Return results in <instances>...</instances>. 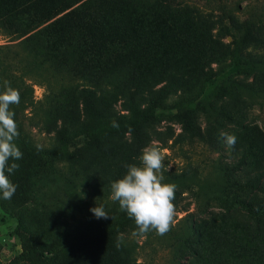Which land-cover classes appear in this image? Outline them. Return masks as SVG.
Returning a JSON list of instances; mask_svg holds the SVG:
<instances>
[{
  "label": "trees",
  "instance_id": "trees-1",
  "mask_svg": "<svg viewBox=\"0 0 264 264\" xmlns=\"http://www.w3.org/2000/svg\"><path fill=\"white\" fill-rule=\"evenodd\" d=\"M183 4V0H0V32L13 39L0 45V92L8 81L20 93V103L11 110L20 133L15 142L23 153L22 159L14 161L18 170L9 175L16 192L10 200L1 199L13 209L34 203L38 228L53 233L47 244L41 233L20 224L21 256L28 264H137L135 246L123 240L116 246L119 234L134 221L125 211L113 208L107 219L92 214L78 218L76 211L58 199L60 180L54 162L70 154L74 114L61 105L54 109L62 122L60 146L42 151L24 123L28 113L39 111L35 84L44 85L60 104L68 97L79 98L84 118L79 136L84 140L99 145L130 135L133 157L148 146V127L161 115L178 120L191 139L206 142L197 124V111L213 119L224 100L264 101L260 89L222 80L213 92L214 100L195 103L184 97L175 104L176 113H166L168 101L183 83L172 73L161 87L149 90L148 96L141 94L148 76L180 70L184 57L206 44L194 38L188 22L180 19L188 5ZM225 16L230 19L229 13ZM253 26L249 19L240 25L224 23L219 34L238 39L243 48L251 39ZM232 61L238 74L252 76L264 70V62L248 61L243 54ZM119 95L122 112L106 116L99 105L101 98ZM233 149L231 162L216 165V177L168 172L163 182L177 186L173 203L196 187L198 200L218 202L228 213H245L264 224V172L239 179L255 149L249 144L241 157ZM233 190L247 191L248 199H238ZM189 231L196 233L194 226ZM258 249L260 246L254 247L245 264L254 262L250 259ZM0 264L4 263L0 260ZM257 264H264V256Z\"/></svg>",
  "mask_w": 264,
  "mask_h": 264
},
{
  "label": "rangeland",
  "instance_id": "rangeland-1",
  "mask_svg": "<svg viewBox=\"0 0 264 264\" xmlns=\"http://www.w3.org/2000/svg\"><path fill=\"white\" fill-rule=\"evenodd\" d=\"M183 3V6L188 5L179 14L180 19L191 26L188 29L194 38L206 44L185 56L180 70L148 76L141 94L148 96L149 90L161 87L171 77L169 73L179 76L183 82L167 103L164 112H172L170 114L176 113L173 108L184 97L195 103L214 100L213 92L222 80L253 86L264 92V70L252 76L238 74L232 61L243 54L248 61L264 62V0H183ZM226 13L230 15L229 20ZM248 19L254 26L245 47L238 44V39L219 34L224 23L240 25ZM12 40L0 32V45ZM34 97L39 102V111L35 115L28 113L24 123L42 151L60 146L62 122L54 109L61 105L63 110L74 114L70 154L54 162L55 176L60 180L58 199L76 211L78 218L94 215L90 209L98 205H103L106 212L113 208L121 211L119 203L110 199L111 183L125 175V165L140 164L142 152L138 157L131 156L132 137L111 138L94 145L79 136L84 118L77 96L68 97L60 104L44 85L35 84ZM122 102L121 95L112 99L103 97L99 105L106 116L113 117L122 112ZM196 119L206 142L191 139L178 120L164 115L148 127L151 139L148 146H157L165 157L169 170L164 175L185 172L216 177V165L231 162L234 150L226 148L222 133L237 137L234 148L238 150V157L249 144L255 149V155L243 167L239 179L245 181L264 172V101L224 100L219 103L213 119H208L203 111H197ZM196 190L192 187L174 202L175 223L166 234L158 235L153 230L134 236L133 232L138 231L135 221L119 234L126 244L136 247L137 264H245L255 246L260 249L250 260H254L252 264L260 262L264 256V224L247 218L245 213H228L218 202L204 203L197 199ZM233 193L238 199H248L247 191L233 190ZM36 208L30 202L13 209L0 198V260L4 264H28L21 256L20 224L41 233L47 244L51 242L53 233L50 230L41 232L38 228ZM193 226L196 233L189 231Z\"/></svg>",
  "mask_w": 264,
  "mask_h": 264
},
{
  "label": "clouds",
  "instance_id": "clouds-1",
  "mask_svg": "<svg viewBox=\"0 0 264 264\" xmlns=\"http://www.w3.org/2000/svg\"><path fill=\"white\" fill-rule=\"evenodd\" d=\"M3 87L4 90L0 92V198L10 200L17 186L9 179V175L18 170L19 164L14 161L22 159L23 156L15 142L20 133L14 119L15 112L11 110L12 105L20 103V93L11 87L8 81H4ZM221 135L226 148L235 147L237 137L234 134ZM139 161V165H125V175L111 183L110 199L118 202L121 211H125L130 219H134L138 230L133 232L134 236L153 230L158 235H164L175 223L176 210L173 201L177 186L163 182L164 172L169 169L162 151L157 146H146ZM90 211L98 219L109 217L103 205H98ZM122 240V236L117 237V248Z\"/></svg>",
  "mask_w": 264,
  "mask_h": 264
}]
</instances>
